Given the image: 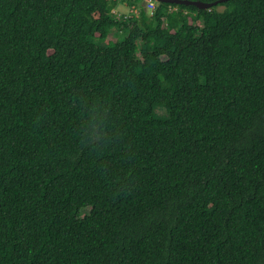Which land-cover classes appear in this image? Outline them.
<instances>
[{
  "label": "trees",
  "instance_id": "16d2710c",
  "mask_svg": "<svg viewBox=\"0 0 264 264\" xmlns=\"http://www.w3.org/2000/svg\"><path fill=\"white\" fill-rule=\"evenodd\" d=\"M142 2L0 0V264H264V0Z\"/></svg>",
  "mask_w": 264,
  "mask_h": 264
},
{
  "label": "rangeland",
  "instance_id": "374dc122",
  "mask_svg": "<svg viewBox=\"0 0 264 264\" xmlns=\"http://www.w3.org/2000/svg\"><path fill=\"white\" fill-rule=\"evenodd\" d=\"M135 2V1H134ZM133 2V4H134ZM132 2H127L125 1L124 3H122L118 8V12L123 14V17H131L133 16V14L136 13L137 8L134 7L133 4H131ZM148 1H146V3L142 2V6H146V8H148ZM138 4V5H137ZM136 5L139 7V2L136 3ZM223 8L220 7L219 10H222ZM117 17V16H116ZM116 33V34H115ZM121 31L117 32V29H115L112 34L110 35V37L108 38V40L102 41L100 42L102 45L104 46H109L112 45L113 43H115V41H117L120 38H122L123 36H118V34H120ZM160 113H163L162 110L159 111ZM90 208L86 209L83 212V215L87 214L89 212Z\"/></svg>",
  "mask_w": 264,
  "mask_h": 264
},
{
  "label": "water",
  "instance_id": "95a60500",
  "mask_svg": "<svg viewBox=\"0 0 264 264\" xmlns=\"http://www.w3.org/2000/svg\"><path fill=\"white\" fill-rule=\"evenodd\" d=\"M157 3H172V4H183L187 6H195L198 9H211L213 6L226 2L228 0H218L214 3H204L200 1H189V0H154Z\"/></svg>",
  "mask_w": 264,
  "mask_h": 264
},
{
  "label": "built area",
  "instance_id": "2783aa9c",
  "mask_svg": "<svg viewBox=\"0 0 264 264\" xmlns=\"http://www.w3.org/2000/svg\"><path fill=\"white\" fill-rule=\"evenodd\" d=\"M156 7H157V3L155 1H150L148 3V8L146 9L151 15H153L154 11L156 10ZM119 16H122V15L119 14Z\"/></svg>",
  "mask_w": 264,
  "mask_h": 264
},
{
  "label": "clouds",
  "instance_id": "9594fccd",
  "mask_svg": "<svg viewBox=\"0 0 264 264\" xmlns=\"http://www.w3.org/2000/svg\"><path fill=\"white\" fill-rule=\"evenodd\" d=\"M146 1H148V2H149V0H145V2H146ZM153 1H154V0H153ZM156 3H157V2H156ZM149 15H151V14L149 13Z\"/></svg>",
  "mask_w": 264,
  "mask_h": 264
}]
</instances>
